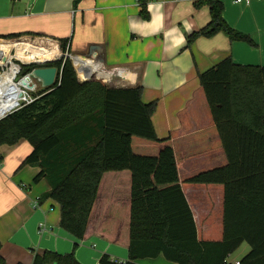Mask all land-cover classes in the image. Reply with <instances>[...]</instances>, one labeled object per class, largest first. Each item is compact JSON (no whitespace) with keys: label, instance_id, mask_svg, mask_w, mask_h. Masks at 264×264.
<instances>
[{"label":"trees","instance_id":"1","mask_svg":"<svg viewBox=\"0 0 264 264\" xmlns=\"http://www.w3.org/2000/svg\"><path fill=\"white\" fill-rule=\"evenodd\" d=\"M149 2L137 0L146 21ZM193 6L208 7L210 21L187 46L218 33L253 44L226 23L220 0ZM44 42L54 46L44 62L57 68L56 82L0 120V146H32L22 166L40 168L33 182L49 184L41 201L58 203L60 227L77 240L94 235L127 248L125 263L103 254L100 264L159 256L175 264H229L244 243L250 251L239 264H264V66L226 58L199 74L178 112L179 129L161 139L152 123L157 102L145 104L141 88H109L101 70L77 75L66 57L69 40L59 41V58L57 44ZM37 67L23 65V73ZM32 264L81 263L74 253L44 251Z\"/></svg>","mask_w":264,"mask_h":264},{"label":"crops","instance_id":"2","mask_svg":"<svg viewBox=\"0 0 264 264\" xmlns=\"http://www.w3.org/2000/svg\"><path fill=\"white\" fill-rule=\"evenodd\" d=\"M73 1L0 0V36L19 34L37 45L50 40L60 53L59 41L69 40L77 75L101 70L107 87L141 88L145 104L157 102L152 123L161 139L179 129L178 112L198 87L199 74L226 58L264 66V0L250 5L220 0L226 23L253 44L218 33L200 37L190 47L188 36L210 21L209 8L196 10V0H150L147 21L139 15L137 0H84L77 8ZM31 151L24 140L0 146V254L6 264H32L35 254L44 251L74 253L81 264H100L103 254L125 263V246L94 235L77 240L60 227L58 203L41 201L49 184L45 179L33 182L40 168L22 166ZM237 251L235 263L250 247L244 243ZM137 263L175 264L163 256Z\"/></svg>","mask_w":264,"mask_h":264},{"label":"built area","instance_id":"3","mask_svg":"<svg viewBox=\"0 0 264 264\" xmlns=\"http://www.w3.org/2000/svg\"><path fill=\"white\" fill-rule=\"evenodd\" d=\"M253 1L235 0L238 4L244 3L246 5H250ZM21 40L20 38L13 39L10 42L1 40V42L7 44L6 48L8 51L6 50L0 59V104L6 101L10 104V108L0 115V120L22 107L31 104L38 98L37 93L39 91L40 80L32 75L33 70L24 74L23 65H31L43 61L35 58L36 60L34 61L24 62L23 59L17 57L14 44L20 43ZM27 41L34 42L31 38ZM58 56L55 58L60 57ZM66 57L70 59V54H66ZM12 91L16 93H12ZM235 264H239V262Z\"/></svg>","mask_w":264,"mask_h":264},{"label":"bare ground","instance_id":"4","mask_svg":"<svg viewBox=\"0 0 264 264\" xmlns=\"http://www.w3.org/2000/svg\"><path fill=\"white\" fill-rule=\"evenodd\" d=\"M25 43L27 42L20 41V43L14 44V48L16 49V53H17L16 55H19L20 57L29 56L30 58L33 57L34 59L39 58L43 62L50 60L52 58L54 52L52 53V49L48 45L49 43L44 42V44H40V45L31 42H28L27 44ZM1 44H3L5 48L4 50L0 51V59L1 56L4 54V52H6L7 50L6 48L7 44L6 43H1ZM12 93H16V92L12 91ZM9 108H10V104L6 101L0 104V115H2Z\"/></svg>","mask_w":264,"mask_h":264},{"label":"water","instance_id":"5","mask_svg":"<svg viewBox=\"0 0 264 264\" xmlns=\"http://www.w3.org/2000/svg\"><path fill=\"white\" fill-rule=\"evenodd\" d=\"M47 63L48 62L35 63V65H38L39 67L34 68L32 71V75L40 80L41 87L46 89L52 87L55 84L58 75L57 68L45 66Z\"/></svg>","mask_w":264,"mask_h":264},{"label":"rangeland","instance_id":"6","mask_svg":"<svg viewBox=\"0 0 264 264\" xmlns=\"http://www.w3.org/2000/svg\"><path fill=\"white\" fill-rule=\"evenodd\" d=\"M20 39H23V37H21ZM1 40H4V41H6V42H10L11 40H13V39H3V38H0V42H1ZM25 44H27V43H25ZM46 44V43H45ZM48 45H50V44H48ZM51 46V45H50ZM4 48H5V46L3 45V44H0V51H2V50H4ZM55 50H56V47H55ZM56 54V53H55ZM54 53H53V55H52V57L55 55ZM60 52H59V56H60ZM58 56V57H59ZM17 57H19V58H21V59H23V61L24 62H26V61H34L35 59L33 58V57H29V56H23V57H20L19 55H17ZM52 59V58H51ZM41 85H39V87H40ZM242 250V249H241ZM241 251H236V252H234L230 257H229V259H230V261L232 262V264H234L235 263V261L238 259V257H239V255L241 254L240 253Z\"/></svg>","mask_w":264,"mask_h":264}]
</instances>
